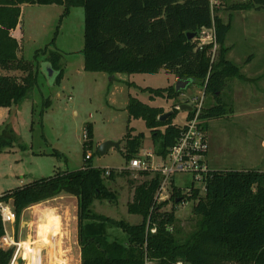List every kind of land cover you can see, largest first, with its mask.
Instances as JSON below:
<instances>
[{"label":"trees","instance_id":"obj_1","mask_svg":"<svg viewBox=\"0 0 264 264\" xmlns=\"http://www.w3.org/2000/svg\"><path fill=\"white\" fill-rule=\"evenodd\" d=\"M34 4L64 6L63 16L74 7H83L87 71L132 74L165 69L180 80L193 79V83L203 86L206 95L217 99L216 105L204 108L201 113L204 126L207 120L227 114L228 103L222 100V93L228 82L245 78L240 67L227 57L229 48L225 41L232 21L225 22L218 13L213 16L209 0H0V107L20 106L38 80V70L32 73V63L19 55L23 46L12 35L20 24L23 7ZM231 9L264 10V0L234 3ZM212 25L216 27L218 42L214 62L211 46L196 49L190 38L191 34ZM51 62L52 69L59 71L58 82L63 70L54 58ZM12 70L27 73L22 83L8 74ZM184 91H177L175 86L151 89V97L167 96L177 101ZM181 104L175 102L170 116L161 120L165 113L162 107L151 106L130 95L129 115L146 122L154 142L159 141L155 150L158 156L168 155L183 129L182 125L174 124L179 112L176 107ZM193 115V110L188 111L187 120ZM86 133L85 153L93 144L91 125ZM126 136L125 157L129 163L139 154L145 134ZM16 140L10 122L0 125V151L11 147ZM91 159H86L81 169L58 172L6 191L0 194V200L12 205L19 225L23 212L31 206L62 195L75 197L81 264H150V261L153 264H264V171L214 170L206 194L198 197L196 192L188 198H199L193 205L198 218L194 228L184 233L177 225L175 210H163L167 201L156 202L161 182L159 173H139L149 179L135 187L128 212L143 216L141 223L131 224L97 213L94 209L97 200L113 202L118 197L106 179L114 180L127 172L110 169L106 175L108 169L93 166ZM182 198L185 196L176 191L172 201L179 204L176 200ZM153 226L157 227L156 233L150 231ZM112 227L121 229L126 240L112 237L109 233ZM3 235L0 221V239ZM15 251L16 246L0 247V264H12Z\"/></svg>","mask_w":264,"mask_h":264},{"label":"rangeland","instance_id":"obj_2","mask_svg":"<svg viewBox=\"0 0 264 264\" xmlns=\"http://www.w3.org/2000/svg\"><path fill=\"white\" fill-rule=\"evenodd\" d=\"M247 1L225 0L224 7L215 14L227 22L232 18V29L226 39L227 45H233L230 60L240 66L252 55L257 56L248 68L251 73L264 70V10L231 9L232 4ZM63 13L64 6L57 4H34L24 10L21 30L16 33L19 38L23 37L19 55L32 63V73L38 70L39 74L37 83L14 118L7 116L6 119L8 111L0 108V125L10 122L18 137L11 147L0 151V194L58 172L81 169L86 164L85 133L91 125L93 144L85 153H91V164L115 169L118 173L127 172L114 180L106 179L116 191L117 200H97L95 211L131 224L141 223L143 216L130 214L128 204L133 200L135 187L149 177L127 168L126 135L145 134L140 154L142 149L155 154L159 141L154 142L142 118L130 117L127 109L130 95L151 106L162 107L166 113L172 112L175 102L191 104L193 97L202 101V109L216 105L217 99L206 95L203 86L195 83L188 85L177 101L167 96L154 95L152 98L151 89L176 85L175 74L165 69L132 74L85 70L84 9L74 7L68 15L63 16ZM53 58L63 70L58 82L59 71L51 66ZM45 65V69L53 70L52 76L40 70ZM8 74L21 83L27 75L20 70ZM263 85L250 82L246 86L255 91ZM231 97L228 89L222 93V100L228 103L227 114L205 122L211 158L217 168L224 170L264 171V109L257 104L234 106ZM187 114L188 111L179 109L174 124L185 125ZM106 141H120V149L112 147L102 155L98 147ZM188 177L180 176L181 185ZM173 209L177 225L184 233H189L198 218L193 203L167 201L163 208L164 211ZM14 228L18 243L14 259L19 250L21 254L12 264H81L78 200L75 197L60 196L31 206ZM7 229L12 232V224H8ZM109 233L121 241L126 240V234L117 227L110 228ZM24 241L30 242L28 247L22 246Z\"/></svg>","mask_w":264,"mask_h":264},{"label":"built area","instance_id":"obj_3","mask_svg":"<svg viewBox=\"0 0 264 264\" xmlns=\"http://www.w3.org/2000/svg\"><path fill=\"white\" fill-rule=\"evenodd\" d=\"M224 1L209 0L213 16L216 15V10L224 7ZM193 40L196 44V49H204L206 46H211V61L214 62L218 50L215 25L200 29ZM189 103L193 107L194 115L189 120H186L185 125H182L183 129L176 142L170 147L168 155L162 157L156 153L154 154L151 150H142L141 154L139 153L136 157H133L127 166L128 169L138 173L148 171L161 175V182L155 197L158 204L172 201L173 194L176 191H180L185 198L178 202L186 204L191 201L194 205L199 198H193L192 200L188 198L193 197L196 192H199L198 197L204 196L207 190V183L214 172L207 162L210 142L207 129L201 118L203 111L202 101H198L197 97H193ZM86 139L87 133H85ZM87 153L86 159L91 158V153L89 151ZM110 172V169H108L106 175H109ZM180 176H189V179L184 178L181 185ZM0 221L4 227V235L0 239V247L6 249L18 245L15 234L8 232L7 229L8 224L16 222V213L10 203L2 200H0ZM149 225L150 218L148 219V228L150 227ZM169 229H172V227ZM150 231L156 233L157 227L153 226Z\"/></svg>","mask_w":264,"mask_h":264},{"label":"crops","instance_id":"obj_4","mask_svg":"<svg viewBox=\"0 0 264 264\" xmlns=\"http://www.w3.org/2000/svg\"><path fill=\"white\" fill-rule=\"evenodd\" d=\"M53 5H56V4H53ZM27 6H29V5H25L23 7L22 16H23L24 10ZM228 17H230L229 14H228ZM221 18H222V16H221ZM231 19L232 18L230 17L229 20H231ZM225 22H227V21H225ZM21 26H22V17H21V21H20L19 26L15 30L12 31V35L15 36L20 41V43L22 44V40H23L22 38L23 37L19 38L16 35L17 31L19 29L21 30ZM231 29H232V27H231ZM226 39H227V36H226ZM225 44H226V41H225ZM226 46L229 48L227 57H228V59H231L230 57H231V53L233 51V45H227L226 44ZM256 58H257L256 55H252L249 58L248 62H245V64L239 66L240 71L245 78H234V79L230 80L231 81V82L229 81L230 84L228 85V87H226L224 89V91H226V92L228 89L229 93L232 94L231 99H232V103L234 106L235 105H241V106L243 105V107H247V106L252 105V104H257V106H259L261 109H264V85L259 87L258 89H255V91H253L252 89H250L246 86L247 83L249 84L250 82L264 83V70L263 69H261V70L258 69L256 72H251V73L248 71L249 66H251L252 62L255 61ZM45 68H46V65L40 70H43L46 73L47 69H45ZM47 75H49L48 72H47ZM176 81H178L177 78H176ZM0 108H3V110L8 111V115H6V119H7V116L9 118L11 115L13 118L16 116V114L18 113L19 106L15 107V108H6V107H0ZM11 113H13V114H11ZM187 116H188V114H187ZM207 133H208V130H207ZM208 138H209V134H208ZM209 142H210V140H209ZM210 153H211V146H210V149H209V152L207 155V162H208L209 166L213 170H224V168H217L215 166L216 165L215 161L213 160V158H211ZM62 196H66V195H62ZM48 212H50V211H48ZM42 215H44V213ZM15 226H16V222L12 223V232L11 233L15 234V228H14Z\"/></svg>","mask_w":264,"mask_h":264},{"label":"water","instance_id":"obj_5","mask_svg":"<svg viewBox=\"0 0 264 264\" xmlns=\"http://www.w3.org/2000/svg\"><path fill=\"white\" fill-rule=\"evenodd\" d=\"M195 35H196L195 33L191 34V35H190V38H191V39L194 38ZM47 72H48L49 76H52L53 70H52L51 68H47ZM191 83H193V79H186V80H180V79H179V80L176 82V85H175L176 90H177V91H180V90H182V89H186V88L188 87V85H190ZM179 109H180V110H186V111H192V110H193V107H192V105H190V104H188V103H183V104H181V105L179 106ZM170 114H171V112H167V113L165 112V113L160 117V119H161V120H166V119L170 116ZM120 144H121L120 141H116V142H115V141H106V142L100 144L99 147H98V149H99L100 153H101L102 155H104V154H106V153L109 151V149L112 148V147H115V148H117V149H120ZM176 201L178 202L179 199H177ZM20 254H21V251L19 250V251L17 252L16 256H17V255L20 256ZM18 256H17V257H18ZM17 257H16V258H17ZM15 261H16V259H14L13 262H15Z\"/></svg>","mask_w":264,"mask_h":264},{"label":"bare ground","instance_id":"obj_6","mask_svg":"<svg viewBox=\"0 0 264 264\" xmlns=\"http://www.w3.org/2000/svg\"><path fill=\"white\" fill-rule=\"evenodd\" d=\"M22 244V246L24 245L25 247H28V245L30 244V242L29 241H24V242H22L21 243ZM19 258V256L17 257V259ZM16 259V260H17Z\"/></svg>","mask_w":264,"mask_h":264}]
</instances>
